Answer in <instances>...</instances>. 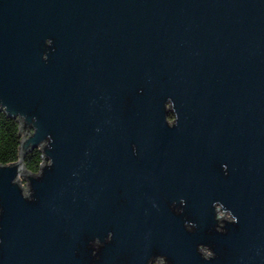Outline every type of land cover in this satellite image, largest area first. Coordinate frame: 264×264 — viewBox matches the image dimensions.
<instances>
[{
    "label": "water",
    "instance_id": "water-1",
    "mask_svg": "<svg viewBox=\"0 0 264 264\" xmlns=\"http://www.w3.org/2000/svg\"><path fill=\"white\" fill-rule=\"evenodd\" d=\"M0 113V264H264V0H0Z\"/></svg>",
    "mask_w": 264,
    "mask_h": 264
},
{
    "label": "trees",
    "instance_id": "trees-1",
    "mask_svg": "<svg viewBox=\"0 0 264 264\" xmlns=\"http://www.w3.org/2000/svg\"><path fill=\"white\" fill-rule=\"evenodd\" d=\"M172 119V118H170ZM19 128L18 120L9 119L0 113V164H15L19 160V145L21 137H17ZM39 150H34L24 158V167L27 172L36 175L42 164Z\"/></svg>",
    "mask_w": 264,
    "mask_h": 264
},
{
    "label": "rangeland",
    "instance_id": "rangeland-1",
    "mask_svg": "<svg viewBox=\"0 0 264 264\" xmlns=\"http://www.w3.org/2000/svg\"><path fill=\"white\" fill-rule=\"evenodd\" d=\"M168 121H169L170 123H172V119L168 118ZM19 181H20V184H21V186L23 187V189L26 190V189H27V187H26L27 185H26L25 181H24L22 178H20ZM219 215H220V217H222L223 219H224V218L228 219L227 215L224 216V217H223V215H222L221 213H220ZM201 253H203L205 256H209V255H210V253H209L207 250H202ZM156 264H158V263H156Z\"/></svg>",
    "mask_w": 264,
    "mask_h": 264
},
{
    "label": "flooded vegetation",
    "instance_id": "flooded-vegetation-1",
    "mask_svg": "<svg viewBox=\"0 0 264 264\" xmlns=\"http://www.w3.org/2000/svg\"><path fill=\"white\" fill-rule=\"evenodd\" d=\"M172 121H173V119H172Z\"/></svg>",
    "mask_w": 264,
    "mask_h": 264
}]
</instances>
